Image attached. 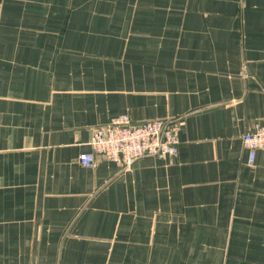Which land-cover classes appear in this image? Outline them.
Returning <instances> with one entry per match:
<instances>
[{"label": "crops", "instance_id": "1", "mask_svg": "<svg viewBox=\"0 0 264 264\" xmlns=\"http://www.w3.org/2000/svg\"><path fill=\"white\" fill-rule=\"evenodd\" d=\"M122 113L178 155L82 165ZM257 121L264 0H0V264H264Z\"/></svg>", "mask_w": 264, "mask_h": 264}, {"label": "built area", "instance_id": "2", "mask_svg": "<svg viewBox=\"0 0 264 264\" xmlns=\"http://www.w3.org/2000/svg\"><path fill=\"white\" fill-rule=\"evenodd\" d=\"M181 125L174 119L136 122L127 113L113 117L104 125L91 130L92 151L80 154L82 165L93 167L100 154L119 166H128L138 157L154 155L160 158L177 156L180 149ZM249 150V164L254 165L257 151L264 149V121H257L243 134Z\"/></svg>", "mask_w": 264, "mask_h": 264}, {"label": "rangeland", "instance_id": "3", "mask_svg": "<svg viewBox=\"0 0 264 264\" xmlns=\"http://www.w3.org/2000/svg\"><path fill=\"white\" fill-rule=\"evenodd\" d=\"M207 247H210V246H207ZM227 246H225V248H226ZM226 251V250H225Z\"/></svg>", "mask_w": 264, "mask_h": 264}]
</instances>
